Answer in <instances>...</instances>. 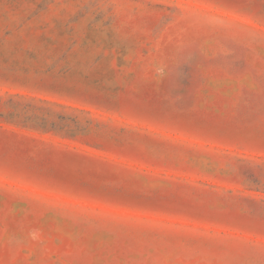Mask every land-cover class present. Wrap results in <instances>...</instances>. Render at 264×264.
<instances>
[{
	"label": "rangeland",
	"instance_id": "1",
	"mask_svg": "<svg viewBox=\"0 0 264 264\" xmlns=\"http://www.w3.org/2000/svg\"><path fill=\"white\" fill-rule=\"evenodd\" d=\"M0 264H264V0H0Z\"/></svg>",
	"mask_w": 264,
	"mask_h": 264
}]
</instances>
